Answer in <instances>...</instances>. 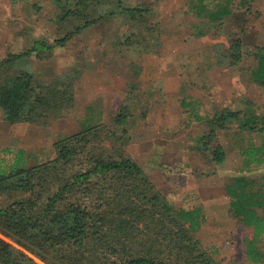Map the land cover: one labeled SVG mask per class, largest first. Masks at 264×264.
<instances>
[{
  "label": "rangeland",
  "instance_id": "obj_1",
  "mask_svg": "<svg viewBox=\"0 0 264 264\" xmlns=\"http://www.w3.org/2000/svg\"><path fill=\"white\" fill-rule=\"evenodd\" d=\"M123 3L152 10L147 22L154 28L153 41H147L142 25L116 16L85 29L63 47L21 60L13 72L30 70L46 85L70 82L76 103L47 123L10 122L0 111V156L7 164L18 156L17 162L27 168L46 163L56 158L58 140L103 125L111 140L123 136L117 143L105 139L104 146H119L134 159L176 210H200L202 224L193 236L213 264H254L246 256L253 228L233 215L226 185L236 176L264 181V161L249 163L244 153L250 140L260 146L264 134L230 123L218 134L227 154L223 164L198 146L208 131L207 118L217 110L264 115V85L251 73L256 66L252 52L264 47V0ZM57 10L51 0H0V60L36 40L52 43L60 36L52 21ZM237 39L240 60L228 52ZM125 105L130 117L120 126L114 117ZM8 196L0 194V204ZM259 215L264 216V208ZM258 246L264 253V238Z\"/></svg>",
  "mask_w": 264,
  "mask_h": 264
},
{
  "label": "trees",
  "instance_id": "obj_2",
  "mask_svg": "<svg viewBox=\"0 0 264 264\" xmlns=\"http://www.w3.org/2000/svg\"><path fill=\"white\" fill-rule=\"evenodd\" d=\"M51 1L58 8L52 21L60 36L52 43L36 40L25 51L0 60V71L4 70L0 111L10 122L47 123L64 116L76 103L70 82L46 85L38 83L30 70L13 72L33 53L63 47L85 29L116 16L142 25L147 41H153L154 28L147 22L152 10L147 6L129 7L123 0ZM228 52L240 60L241 40H235ZM252 55L256 59L252 76L264 85V47H257ZM129 117L125 105L114 121L125 126ZM232 122L264 134V115L217 110L207 118L208 131L198 146L217 164L227 159L218 134ZM107 132L105 126H95L58 140L55 159L29 168L17 162L18 156L9 164L0 156V194L9 195L0 204V264H41L37 258L46 264H213L193 236L202 224L200 210H176L134 159L119 146H104L110 139ZM122 137L110 140L117 143ZM249 143L244 150L249 163H262L264 141L260 146ZM226 192L233 215L253 228L252 239L246 241L247 258L264 264L258 246L264 238V216L259 215L264 208V181L236 176ZM22 193L27 197L14 198Z\"/></svg>",
  "mask_w": 264,
  "mask_h": 264
}]
</instances>
